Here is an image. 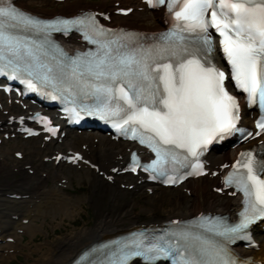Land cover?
<instances>
[{
	"label": "snow or ice",
	"instance_id": "obj_1",
	"mask_svg": "<svg viewBox=\"0 0 264 264\" xmlns=\"http://www.w3.org/2000/svg\"><path fill=\"white\" fill-rule=\"evenodd\" d=\"M147 3H167L177 21L150 46L103 28L92 16L43 20L21 11L13 0H0V75L32 91L39 84L61 96L93 98L91 105L81 103L80 110L111 120L122 136L150 148L155 159L144 170H151L153 179L176 184L188 175L205 174L199 158L217 137L243 131L237 128L239 104L226 81L247 93L251 103L264 106V0ZM73 28L83 30L97 47L65 60L51 33ZM210 30L221 37L230 72L213 62ZM69 111L79 118L75 107ZM258 127L264 132V119ZM48 131L55 134L56 129ZM240 156L225 181L245 198L238 222L204 216L185 225L174 221L177 227L159 234L140 232L106 244L88 264H132L137 259L143 264L168 259L172 264H238L227 245L250 241V226L264 221V158L258 160L252 151ZM139 166L134 155L131 171ZM184 169L188 171L182 173Z\"/></svg>",
	"mask_w": 264,
	"mask_h": 264
},
{
	"label": "bare ground",
	"instance_id": "obj_2",
	"mask_svg": "<svg viewBox=\"0 0 264 264\" xmlns=\"http://www.w3.org/2000/svg\"><path fill=\"white\" fill-rule=\"evenodd\" d=\"M123 1H129V3L137 2V0ZM21 2L22 4H30V0ZM72 6L74 7L69 8V13H73L77 9L75 4H72ZM155 13L157 14V12ZM141 14V12L134 10L122 20L124 21L135 16H141ZM49 15L51 14H47V16ZM113 17L115 18V15H113ZM6 107L5 105V108ZM3 118L4 114L0 110V119ZM0 125L3 124L1 123ZM1 134L2 132H0V135ZM76 141L86 143V153L97 161L102 168L118 163L120 155H122V158H125L126 151L123 145H129L128 142L123 143L119 141L116 143L105 134L100 135L95 144L86 134L80 135L76 132H69L60 143L51 140L41 146L40 143L35 145L29 142L21 148H12V151L8 148L0 147V164L2 165L0 173H5L4 178L0 177V222L2 225L0 227V237L4 238L7 235L15 236L14 243L0 242V247H3L1 248V257L4 264L9 261V259L11 260L12 257V255L4 253L6 248L9 247H12L14 250L21 248L25 253V257L31 260L29 264H64L79 248L87 243L110 236L116 232L124 231L134 223L161 221L174 216L187 217L200 210H215L232 214L236 209L237 196H216L213 192L204 187V177H200L188 179L185 183V185L190 187L191 192L190 198L187 201H181L178 191H176L172 197L166 194L164 200L168 199L170 203L167 208L163 209L164 216L162 218L155 215L154 208L142 209L143 213L146 212V216L141 218L136 211V207L139 206V203L135 200L133 194L142 191L144 188L142 183H135L134 188L131 190L127 188L122 189L115 180L113 182H108L98 173H95L93 169L84 167V165H82L80 169L75 170L76 174H74V178L79 183L87 181L91 188L90 194L88 197H71L70 194L66 195L59 186L55 184H45L46 178L42 177L40 174L41 171H46L47 177L57 182L61 177H64L63 172H65V165L61 164L60 167L53 166L52 168H48L41 160V156L48 154V151L51 149H59L61 146L65 145L71 147ZM17 150L23 151V162L9 155V152L13 153ZM37 155H40L39 160L36 159ZM227 155L228 152H225L223 155H218L217 153L211 154L210 162L211 164L219 163L222 159L226 158ZM26 163H31L34 168L32 175L27 174V172L22 169V166ZM15 168H17L16 171L20 175L16 178H14L12 172ZM9 176H12L13 179L11 180ZM118 178L122 179L124 176H119ZM129 181L130 179H126L123 183H131ZM8 186H10V188L14 187L16 190L12 189L8 191ZM159 191V188H156L152 194L156 195ZM14 192L26 193L27 196L26 198L22 197L16 200V198L6 195L7 193L12 194ZM120 195L122 197H128V199L122 201L119 199ZM86 199L90 200L97 215L94 225L88 226L89 224L86 222L85 228L76 231L71 230L66 236L55 240L53 244H36L33 240L31 245H25V243L21 246L19 245L21 236L16 233V228L22 227L25 231L32 234V238H35L38 228L35 226L34 220H36L38 216L45 215L51 211H59L63 212L65 217H70L72 219L74 212L69 211L68 207H70V205L80 207V203H83ZM102 205L103 207H101ZM12 213H18V218L15 219L11 217ZM124 215H126L125 218H123ZM23 217L28 218L27 223L22 222ZM6 231L9 233H6ZM53 246H56V248L54 249ZM243 251L246 254H252L255 259L264 260L263 241H260V248L258 250L243 249ZM132 264L138 263L132 262Z\"/></svg>",
	"mask_w": 264,
	"mask_h": 264
},
{
	"label": "rangeland",
	"instance_id": "obj_3",
	"mask_svg": "<svg viewBox=\"0 0 264 264\" xmlns=\"http://www.w3.org/2000/svg\"><path fill=\"white\" fill-rule=\"evenodd\" d=\"M90 1H101V0H90ZM71 1H68L66 4H68ZM65 4V5H66ZM33 7H38V8H42L45 10H53V11H57V10H62L64 8V6L62 5H56V4H52L50 5H46V4H42V3H38L35 2V4H31ZM74 7L72 5L69 6V8ZM53 8V9H52ZM50 11V12H53ZM52 14V13H49ZM127 22H132V23H136L143 26H151V27H155V25L157 24L156 21V17L153 13L150 12H142L141 16H135L132 18H129L128 20H124ZM13 143H17L18 145H20L21 148L22 146L27 145L28 143L25 140H20L18 138H16L15 140H9V142L7 143H2V145L0 147H2L3 145H6V147L11 148V145ZM27 143V144H25ZM14 144V146L12 148L17 147L18 145ZM5 147V148H6ZM1 169V168H0ZM72 174V175H71ZM74 174H76V171H74L73 169H69L68 170V174L67 177L70 176L71 178V183L73 185V188L71 189V192H74L70 195H72L73 197L75 196H80L81 195L87 196L90 194L91 192V188L89 186V183L87 181H83V182H78L73 176ZM5 173H0L1 178H4ZM16 176H18V174H15ZM9 176V178L12 180L13 177ZM47 184H50L51 181L48 180L46 182ZM204 187L208 186V184L205 185V182L203 183ZM177 189H161L160 192H158L156 195H145L144 193H137L134 194V198L135 200H137V202L139 203V206L136 207V211L138 212L139 216L141 218H144L146 216V212L143 213L142 209H147V208H154L155 211V215L162 218L164 216V208H167L168 204L170 203V201L168 199L164 200V196L167 194L170 197H172L175 193H176ZM178 192L180 194V198L182 202L187 201L190 197L187 193H185L182 190L178 189ZM122 201L126 198H123L122 196H120V198ZM162 204V205H161ZM74 206V205H71ZM70 206V207H71ZM92 203H90V201L85 200L84 203H82L80 205V207L74 206V208L71 210L69 209V211L74 212L72 219L69 217H65L63 212H55V211H51L50 213L46 214L45 217H38L35 223V226H37L38 231L37 232V236L34 238V243L36 244H44V243H51L53 244L55 242V240L62 238L64 236H66L71 230L76 231V230H82L83 228H85V223L87 222L89 225L88 226H92L94 225L95 219H96V213L94 210V206L92 207ZM105 206V204H104ZM69 207V208H70ZM103 207V205L101 206ZM117 209V208H116ZM163 210V211H162ZM56 213V214H55ZM76 213V214H75ZM78 213V214H77ZM57 215V216H56ZM55 216V217H54ZM126 215L123 216V218H125ZM2 225L0 224V227ZM73 228V229H72ZM260 239L264 240V235L259 234ZM32 237V234L30 235L27 234L23 240V242H25V245H31L33 240H30ZM264 242V241H263ZM51 244H50V248H51ZM3 247H0V264H4V262H2V249ZM53 248L55 249L56 246H53ZM13 255V253H12ZM15 255H13L12 257V261L8 262V264H29L31 263V260L27 259V257H25V255L22 253L17 254L15 257ZM20 262V263H19Z\"/></svg>",
	"mask_w": 264,
	"mask_h": 264
}]
</instances>
